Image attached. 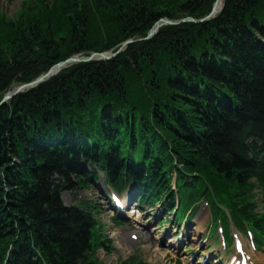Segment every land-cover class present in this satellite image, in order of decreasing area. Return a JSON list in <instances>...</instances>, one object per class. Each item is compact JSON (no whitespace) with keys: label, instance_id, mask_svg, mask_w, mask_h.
Instances as JSON below:
<instances>
[{"label":"trees","instance_id":"obj_1","mask_svg":"<svg viewBox=\"0 0 264 264\" xmlns=\"http://www.w3.org/2000/svg\"><path fill=\"white\" fill-rule=\"evenodd\" d=\"M173 1L35 0L17 21L0 15V102L71 56L143 39L159 19L200 18L213 4ZM263 149L264 0H225L215 20L164 28L0 107V264H97L104 245L90 204L61 199L89 186L88 165L123 182L154 158V192L168 188L163 170L175 171L180 187L202 181L262 231L250 194L264 189Z\"/></svg>","mask_w":264,"mask_h":264},{"label":"rangeland","instance_id":"obj_2","mask_svg":"<svg viewBox=\"0 0 264 264\" xmlns=\"http://www.w3.org/2000/svg\"><path fill=\"white\" fill-rule=\"evenodd\" d=\"M34 1L35 0H0V15H5L6 17L5 16L4 17L7 18L9 21H11V20L17 21L18 16L22 12V10L26 6H27V8L32 6ZM218 1L219 0H213V4L211 5L209 13L203 17H200V18H195L193 16L190 17L189 15H185V16L178 18V19H170L167 17L159 19L156 23H154L152 28L155 26V24H157L159 22H161L162 26L159 28L158 32L153 37H151L149 39H147L148 34H149V32H148L146 37L143 39H140V38L129 39V41H132V43L125 46V47H123V44L125 42H127L128 40H126L125 42L120 44L118 46V48L111 49L109 51L93 52V53H90L88 55L80 53V54L71 56L68 59L73 58V57L89 58L93 54H106L107 53L111 56V58L109 60H104L102 58L95 57L91 61L85 62V63H83V62L69 63L62 70H60L57 74H55L53 77H51L47 81L42 82V83H40L34 87H31V88L19 90L20 87L36 81L38 78L42 77L43 75H45L48 72H46L43 75H41L40 77L36 78L32 82L25 83V84L24 83L23 84H17L16 83V84H14V87L12 89H10L8 92L5 93V95L3 96V98L0 102V107H2L5 104H8L14 98H16L18 95L24 94V93H26L32 89L39 87L42 84L50 81L52 78L58 76L63 70H66V69H68V68H70L76 64H87V63H91V62H108V61H111V60L115 59L117 56L123 54L131 45L136 44L138 42H141L142 40L149 41V40L153 39L164 28L172 27V26H179V25L186 24V23L196 25V24H203V23L210 22L212 20H209V14L213 11V8H214L213 6H215V4L218 3ZM180 3L181 2L179 0L173 1V7L176 8V10H177V8L179 9ZM164 6L167 7L168 3L166 2ZM171 9L172 8H170V11H171ZM221 11L222 10L215 13L213 16H215V17L220 16ZM35 13H37V12H35ZM182 13L185 14L186 11L183 10ZM261 17L262 16L260 15L259 18H261ZM162 21H168V22H170V24H163ZM109 28H113V25L111 24L109 26ZM152 28L149 31H151ZM105 37H106V35H104V32H103L102 34H100V38L98 40L104 41ZM66 60H64V61H66ZM64 61H61V62H64ZM61 62H58V63H61ZM57 64H55V65H57ZM54 66H52V67H54ZM7 96H11V97L4 102V99ZM133 134H134L133 139H136L137 138L136 131L132 132V136H133ZM81 136H88V135L81 134ZM137 145H138V143H137ZM208 195H210V193H208ZM250 195H251L250 196L251 201L258 204L257 206H258L259 210L264 214V194L258 192V190L257 191L254 190V191H252V193ZM61 199L63 200V202L66 205H78L79 203L81 204V202H86V201L95 205L98 217L100 218L101 223H102V228L100 231H101V234L104 235V237H105L106 246H107V248H112V247L114 248L113 251H111V253H108L105 248H103V249L101 248L98 251H96L94 259L97 262V264H122L124 262H127V260L129 258L136 257V256H138V257L140 256L139 260L144 261L147 264H187L188 261L190 260V255H188V254H190V252L188 251L190 246H188V244L197 245V244L202 243V236H203V238L206 237V235H204V234H206L204 232L205 226L207 228V225L209 224V219L207 217H205L206 213L205 212L203 213V210H202L203 206L199 207L197 209V211L194 210V214L192 217L193 221L191 222V224H192V226H194L199 221H203V226H204L203 228L204 229H203V231H201L202 233L199 235V237L196 240L189 241V242H187L188 244H185V246L183 245L180 248V250L174 251V254H172L173 252H171V254L167 253V256H165L164 259L161 258V260H159V256L157 255L156 251H158V250L164 251L166 248V245L176 243V240L172 239L173 235H175L174 230H169L168 234L167 233L164 234V232H163L164 227L156 228L157 224H155L154 226H152L150 228L149 231H146V233H147L146 240L135 243L134 241H132V238L130 236L133 233H135L136 231L133 228H129V226H120V225H116L113 222V218L115 217L114 211L112 210L110 204H108V202L106 201L104 193H102L95 186H90L88 190L74 189L72 191H66L62 194ZM162 201H164V199ZM160 210H162V209H161V205L159 203L154 208V211H153V212L156 211L155 215L157 216V218H153L150 215L142 216V218L137 219L138 224L141 223V224L145 225L146 222L147 223L148 222L154 223L157 221V219H158L159 223L162 222L163 220L166 219V216H163V214L160 213ZM190 210H193V209H190ZM162 211L165 212L164 210H162ZM193 223H194V225H193ZM135 226H138L137 223L135 224ZM190 228L191 227H188L187 229H190ZM194 232H196V231L194 230ZM165 235L168 237L167 241L165 239L163 240V237ZM195 238L196 237H194L193 239H195ZM169 239H170V241H168ZM206 242H207L206 244H211V243L215 244L212 241H206ZM155 244L157 245V248L154 246ZM218 244L219 243H217V245ZM171 255L176 258L175 263H173V262L170 263L169 261L168 262L166 261V260H168L167 259L168 256H171Z\"/></svg>","mask_w":264,"mask_h":264},{"label":"water","instance_id":"obj_3","mask_svg":"<svg viewBox=\"0 0 264 264\" xmlns=\"http://www.w3.org/2000/svg\"><path fill=\"white\" fill-rule=\"evenodd\" d=\"M216 6H217V3L215 4L214 8H213V11L210 15L213 16L215 13H216ZM163 24H170V22L168 21H162ZM162 26L161 22L155 24V26L152 28V30L149 32L148 34V38H151L153 37L159 30V28ZM132 41H127L123 44V47L131 44ZM95 57H98V58H102L104 60H109L111 58V56L109 54H93L92 56H90L89 58H79V57H73V58H70V59H67L66 61L64 62H61V63H58L57 65H55L54 67L51 68V70L46 73L45 75H43L42 77L38 78L36 81L30 83V84H27V85H24L22 87L19 88V90H23V89H27V88H31V87H34L42 82H45L47 81L48 79H50L51 77H53L55 74H57L60 70H62L67 64L69 63H76V62H89L91 61L93 58ZM18 90V91H19ZM11 96H7L5 97L4 99V102L6 100H8Z\"/></svg>","mask_w":264,"mask_h":264},{"label":"bare ground","instance_id":"obj_4","mask_svg":"<svg viewBox=\"0 0 264 264\" xmlns=\"http://www.w3.org/2000/svg\"><path fill=\"white\" fill-rule=\"evenodd\" d=\"M222 2H223V0H219L218 1V3H217V6H216V13L217 12H219L220 11V9H221V7H222ZM202 224H203V221H200L199 222V228L198 229H200V228H202ZM199 232V231H198ZM199 234V233H198ZM195 235H197V234H195ZM193 240H196V238L195 239H193ZM156 248H157V245L155 244L154 245ZM157 252V255L159 256V260H161V258H165V256L167 255V251H161V250H158V251H156Z\"/></svg>","mask_w":264,"mask_h":264}]
</instances>
